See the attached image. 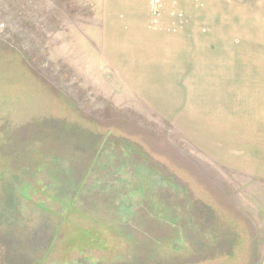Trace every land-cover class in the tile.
<instances>
[{
  "label": "rangeland",
  "instance_id": "rangeland-1",
  "mask_svg": "<svg viewBox=\"0 0 264 264\" xmlns=\"http://www.w3.org/2000/svg\"><path fill=\"white\" fill-rule=\"evenodd\" d=\"M0 264H264V0H0Z\"/></svg>",
  "mask_w": 264,
  "mask_h": 264
},
{
  "label": "crops",
  "instance_id": "crops-1",
  "mask_svg": "<svg viewBox=\"0 0 264 264\" xmlns=\"http://www.w3.org/2000/svg\"><path fill=\"white\" fill-rule=\"evenodd\" d=\"M257 57V55H256ZM252 58L248 61H250V64L252 63L253 60H257V58ZM251 70H247L245 69L246 73H242L240 71V84L244 87H247L248 86V83L249 85L252 87V91H260L262 87V84H263V81H262V78H260L259 74L262 75L261 71L258 70V69H253V67L249 68ZM228 77H230L228 75ZM251 83V84H250ZM258 87V88H257ZM244 91H248L247 88L244 89Z\"/></svg>",
  "mask_w": 264,
  "mask_h": 264
}]
</instances>
